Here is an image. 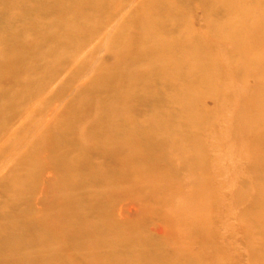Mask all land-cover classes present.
Listing matches in <instances>:
<instances>
[{"label":"bare ground","instance_id":"bare-ground-1","mask_svg":"<svg viewBox=\"0 0 264 264\" xmlns=\"http://www.w3.org/2000/svg\"><path fill=\"white\" fill-rule=\"evenodd\" d=\"M0 264H264V0H0Z\"/></svg>","mask_w":264,"mask_h":264},{"label":"rangeland","instance_id":"rangeland-1","mask_svg":"<svg viewBox=\"0 0 264 264\" xmlns=\"http://www.w3.org/2000/svg\"><path fill=\"white\" fill-rule=\"evenodd\" d=\"M102 55H104L103 52H102ZM104 57H105L104 62L110 63V61H109V59H108V56L104 55ZM104 62H103V63H104ZM12 165H13V162H9V163H7L3 171H6V170H7L8 168H10ZM227 248H228L229 250H231L230 252H231V254H233V258H231V259H232V260H231V263H236V262H238V261H239V256H237V251L239 250V248H238V244H237V242H236L234 239H232V240L230 241L229 246L227 245Z\"/></svg>","mask_w":264,"mask_h":264}]
</instances>
